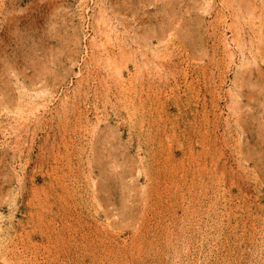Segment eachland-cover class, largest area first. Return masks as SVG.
Returning <instances> with one entry per match:
<instances>
[{"label": "rangeland", "instance_id": "1", "mask_svg": "<svg viewBox=\"0 0 264 264\" xmlns=\"http://www.w3.org/2000/svg\"><path fill=\"white\" fill-rule=\"evenodd\" d=\"M0 264H264V0H0Z\"/></svg>", "mask_w": 264, "mask_h": 264}]
</instances>
